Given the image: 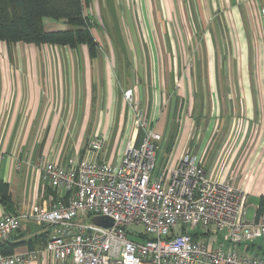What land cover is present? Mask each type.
<instances>
[{"label":"crops","instance_id":"obj_1","mask_svg":"<svg viewBox=\"0 0 264 264\" xmlns=\"http://www.w3.org/2000/svg\"><path fill=\"white\" fill-rule=\"evenodd\" d=\"M126 1L136 27L138 21L145 20L148 28L160 29L155 35L168 38L172 52L189 51L193 39L201 38L198 52L210 85L204 92V99L209 101V115L234 116L235 126L231 143L220 152L215 168L207 173L203 161L197 157L198 163L206 177L227 182L242 191L246 218L253 219L264 197V16L261 14L264 0ZM109 4L110 0H89L84 14L94 25H99L100 20L112 24ZM148 21L155 23L148 25ZM65 28L60 21H44L46 31ZM5 45L0 42V181L9 187L12 208L9 212L0 202V216L27 213L33 203L48 200L51 190L42 180L37 164L43 159L65 166L69 157L78 158L84 148L77 153L75 144L69 146L70 140L77 139L72 134H80L76 128L83 127L81 133H92L93 138L103 137L104 142L107 140L106 149L112 145L109 138L114 135L116 141L128 129L127 120L124 121L120 112V91L114 83L109 84L106 62L75 61L71 51L77 48ZM5 52L10 55L6 56ZM222 69L233 70L230 77L241 88L230 94L236 103L235 109L228 108L227 114L220 105V87L218 91ZM224 88L232 93L228 86ZM95 95L103 101L101 109L89 116L87 106L79 111L82 100H95ZM62 102H67L64 110L57 108ZM74 104L77 108H72ZM141 140L136 135L132 141L139 145ZM70 148L75 149L74 153H70ZM99 160L116 163L107 150ZM47 235V228L22 220L19 228L4 241L17 243L14 253H26L42 250ZM206 239L210 244L218 240L216 235ZM239 250L243 254L264 256V239L252 241ZM33 264L72 263L59 262L40 253Z\"/></svg>","mask_w":264,"mask_h":264},{"label":"built area","instance_id":"obj_2","mask_svg":"<svg viewBox=\"0 0 264 264\" xmlns=\"http://www.w3.org/2000/svg\"><path fill=\"white\" fill-rule=\"evenodd\" d=\"M136 117L138 126L142 114ZM160 139L148 131L139 145L128 142L116 164L99 160L98 137L65 166L40 160L37 169L51 194L27 213L1 215L0 240L29 220L48 229L46 244L0 255V264H33L40 253L72 264H264V256L239 250L264 239V213L248 220L242 191L206 177L192 153L158 172ZM100 216L112 226L95 225ZM203 235L218 240L210 244Z\"/></svg>","mask_w":264,"mask_h":264},{"label":"rangeland","instance_id":"obj_3","mask_svg":"<svg viewBox=\"0 0 264 264\" xmlns=\"http://www.w3.org/2000/svg\"><path fill=\"white\" fill-rule=\"evenodd\" d=\"M126 3V0L125 3L124 0H110L108 9L113 17L112 24L106 21L103 24L100 20L99 25L91 28V34L98 46L93 57L90 54L88 56L84 45L71 51L74 58L69 56L80 62L88 60L106 62L109 84L114 83L120 91V112L124 121L127 120L128 129L126 133H120L116 141H113L114 135L109 138L112 145L108 149L107 140L104 142L103 137L97 135L96 137L103 142L101 153L107 150L108 155L113 158L112 162L117 163L126 143L134 140L136 135L143 138L146 132L154 131L161 137L157 153L158 172H161L168 162H176L182 154L191 152L203 161L202 166L208 173L215 168L220 152L226 144L231 143L235 117L225 115L214 118L209 115V101L204 99V92L206 87L207 90L210 89V85L207 84L205 74L207 69L205 66L201 67L204 63L198 52L201 38L197 36L193 39L189 51L172 52V44L168 46L169 39L155 35L160 29L153 30L151 26L148 28L145 20L138 21L136 27V21L128 14L129 8ZM123 10L125 14L122 13ZM152 23L148 21V25ZM5 55L10 54L5 52ZM52 55L53 51L50 52V56ZM232 75L233 70L230 72L228 69H222L221 75L219 73L221 84L218 85V91L219 87L222 90L219 93L220 105L221 108H225L221 111L226 114L229 113L228 108L235 109L236 102L232 101L230 94H235L241 89L240 85H235ZM93 84H97V81H93ZM226 86L232 93L224 88ZM126 93H130V98L125 99ZM96 97L95 95V100L91 101L82 100L79 111L87 106L89 116L96 109H101L103 101ZM66 104L67 102H62L57 108L64 110ZM75 107L77 108V105L74 104L72 108ZM81 112L83 115V111ZM141 114L142 119L136 126V115ZM76 129L80 134H72V137L77 139L70 140L69 146L75 144L78 153L93 139L94 134L81 133L84 132L83 127ZM75 149L70 148V153L72 151L74 153ZM78 156L82 157V153ZM130 230L142 232L140 227H132Z\"/></svg>","mask_w":264,"mask_h":264},{"label":"trees","instance_id":"obj_4","mask_svg":"<svg viewBox=\"0 0 264 264\" xmlns=\"http://www.w3.org/2000/svg\"><path fill=\"white\" fill-rule=\"evenodd\" d=\"M88 5L89 0H0V42L6 45L64 46L69 49L84 45L88 56L93 57L98 46L90 31L94 22L84 14ZM45 20L60 21L67 28L46 31ZM0 202L5 210L11 211L9 187L2 181ZM263 211L264 197L260 199L257 215ZM16 246L17 243L0 240V255H12Z\"/></svg>","mask_w":264,"mask_h":264},{"label":"water","instance_id":"obj_5","mask_svg":"<svg viewBox=\"0 0 264 264\" xmlns=\"http://www.w3.org/2000/svg\"><path fill=\"white\" fill-rule=\"evenodd\" d=\"M92 222L95 224V225H98V226H102V227H111L113 222L111 219L107 218V217H95Z\"/></svg>","mask_w":264,"mask_h":264}]
</instances>
